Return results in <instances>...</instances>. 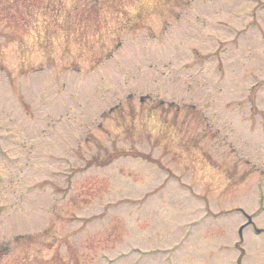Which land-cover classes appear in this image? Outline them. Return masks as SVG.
Instances as JSON below:
<instances>
[{"label":"rangeland","instance_id":"obj_1","mask_svg":"<svg viewBox=\"0 0 264 264\" xmlns=\"http://www.w3.org/2000/svg\"><path fill=\"white\" fill-rule=\"evenodd\" d=\"M0 264H264V0H0Z\"/></svg>","mask_w":264,"mask_h":264}]
</instances>
